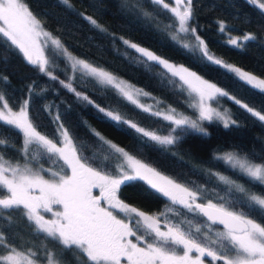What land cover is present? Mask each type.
Wrapping results in <instances>:
<instances>
[{
	"label": "trees",
	"instance_id": "obj_1",
	"mask_svg": "<svg viewBox=\"0 0 264 264\" xmlns=\"http://www.w3.org/2000/svg\"><path fill=\"white\" fill-rule=\"evenodd\" d=\"M25 2L44 28L58 38L69 52L128 79L176 110L190 116L197 115L191 102L192 95L179 77L147 60L124 41H133L195 71L204 79L227 87L230 95L240 100L241 104L227 98L229 115L237 122L235 125L225 128L213 118L212 121H200L207 135L192 129L182 131L172 121L129 100L112 85L100 83L91 75L81 72H74L70 77L68 65L61 57L58 58L59 66L52 67L51 71H40L39 65L28 62L11 41L0 35V77H7L6 80L0 79V95L8 101L9 107L17 110L28 101V119L37 131L54 142L63 144L60 133L62 128L68 129L80 154L87 157L89 162L95 161L93 166L100 163L101 157L108 155L106 146L101 145L94 136L92 129H95L174 181L201 193L197 201L218 203V197H224L236 205L237 211L248 212V207L240 202L241 194L230 196L225 191L227 186L216 174L230 177L251 189L253 194H260L264 186L217 157L224 152L234 151L261 162L264 157V121L253 116L242 104H248L256 111H264V94L238 81L219 66L210 64L201 57L199 49L186 48L174 40L170 33L177 31L176 18L155 0H68V4L63 0ZM165 2L173 4V0ZM87 16H91L101 27L91 24ZM188 24L196 29L191 34L199 35L214 57L264 78V10L250 0H192V17ZM221 24L223 32L220 30ZM248 32L255 39L241 42L243 47H236L225 40L228 35L240 36ZM49 72L51 75H48ZM61 81L71 83L76 92L82 95L78 97ZM83 96H87L88 100H84ZM96 105L117 112L123 119L136 123L146 131L161 136L171 134L178 139L172 145L160 144L127 125L117 126L100 113ZM120 128L124 131L121 132ZM0 136L8 142L0 145V154L9 160H21L18 149L23 143V132L0 121ZM39 151V164L64 173L61 170L66 169V165L62 160L44 153L43 149ZM108 163L111 171L122 160H116L113 156ZM33 165L39 166L35 161ZM3 192L0 189V193ZM120 198L148 214L162 212L163 216L186 231L191 230L193 234H196L197 227L201 231L210 229L211 233L215 231L213 228L220 229L199 212H191L184 206L172 203L143 181L122 185ZM0 230L19 244V250L30 248L41 260L45 255L42 244H46L48 250H57L50 242L51 238L45 239V234L34 232L20 214H13L10 223L0 218ZM143 231L141 228L140 232ZM61 259L64 264H82L79 250L76 249L65 250Z\"/></svg>",
	"mask_w": 264,
	"mask_h": 264
},
{
	"label": "snow or ice",
	"instance_id": "obj_2",
	"mask_svg": "<svg viewBox=\"0 0 264 264\" xmlns=\"http://www.w3.org/2000/svg\"><path fill=\"white\" fill-rule=\"evenodd\" d=\"M63 2L68 4V0ZM250 2L264 10V0H250ZM155 3L174 15L179 32H196V29L188 24L192 17V0H173L174 6L166 3L165 0H155ZM86 19L96 27H101L91 16H87ZM220 30L224 31L223 24ZM0 35L6 37L12 45L23 52L28 62L39 65L42 72L46 71L49 63L40 42V38L43 37V44L51 43L55 49L61 50L63 55L73 61V70L80 67L124 93L123 88H120L118 83H114L116 78L111 73L86 60L73 57L58 38L45 30L25 0H0ZM195 39L199 42L196 47L199 48L203 59L264 94V78H258L214 57L199 35H196ZM242 39L249 41L255 39V36L246 34ZM124 42L147 60L155 62L173 76L179 77L195 92L198 101L194 106L199 109V116L196 119L183 116L177 118L174 115L165 117L182 131L192 129L207 135V131L199 121H212L214 117L222 120L225 128L237 123L208 103L209 101L219 103L221 99L229 98L236 104H241L240 100L230 95L227 87L204 79L183 65L177 67L167 59L137 44ZM228 43L243 47L239 38L229 39ZM48 75L51 73L49 72ZM0 79L6 80L7 77ZM61 83L75 92L78 97L82 95L76 92L71 83L65 84L64 81ZM124 95L129 100L132 99L129 93ZM83 99L88 100V97L83 96ZM27 103L28 101H25L19 111L14 112L4 96L0 95V121L23 132V143L18 149L21 160H6L4 155L0 154V189L4 190L0 193V218L10 223L13 214L22 215L34 232L45 234V239L51 238L50 242L57 250L53 252L48 250L46 244H42L45 255L41 260V257L30 248L19 250V244H15L5 231L0 230V264H64L61 259L63 252L73 249L79 250L82 264H206V258H210L208 264L212 262L264 264V191L253 194L251 189L238 184L228 176L217 173L218 179L227 186L225 191L230 196L241 194L240 202L248 207V212L237 211L236 205L225 200L224 197H218L220 201L218 203H212L211 200L197 203L201 193L161 175L155 168L142 162L95 129H92V132L98 138V142L106 146L108 155L101 157L100 163L93 166L95 161L89 162L87 157L80 154L77 145L72 142L68 129L61 126L63 144L54 142L53 139L37 131L28 119ZM96 107L117 126L127 125L160 144L172 145L178 139L171 134L161 136L146 131L136 123L123 119L115 111L106 110L99 105ZM242 107L260 121H264V111H256L248 104H242ZM119 130L124 131L123 128ZM172 131L175 132V129ZM6 143L8 142L0 136V145ZM39 149L62 160L66 165V169L61 170L64 174L54 172L51 168L45 170L43 164H39L38 157L41 155ZM113 156L123 163L109 171L108 161ZM217 159L225 161L231 168L239 170L264 186V157L261 158V162H254L247 154L241 155L232 151L224 152ZM34 161L39 165L38 169L34 167ZM44 172L50 173L51 178H45ZM135 181L145 182L147 186L168 197L174 204H181L191 212H199L212 224L223 225V230H217L210 236L208 231H201L199 227L195 229L196 234L191 230L186 231L181 225H170L162 229L159 216L141 211L120 198L121 186ZM94 189L99 190L95 195ZM54 205L59 206L58 210L53 211ZM42 212L51 213L53 218L46 219ZM141 228L144 229L143 232H140ZM193 252L197 254L195 257L192 255Z\"/></svg>",
	"mask_w": 264,
	"mask_h": 264
},
{
	"label": "rangeland",
	"instance_id": "obj_3",
	"mask_svg": "<svg viewBox=\"0 0 264 264\" xmlns=\"http://www.w3.org/2000/svg\"><path fill=\"white\" fill-rule=\"evenodd\" d=\"M174 6V4H173ZM46 30V29H45ZM48 31V30H46ZM49 32V31H48ZM50 33V32H49ZM171 34V37L176 40L177 42H179L181 45L185 46L187 45L186 48H189V49H199L196 47V45H198V41H196L195 39V36H193L191 34V32H188V33H182V32H179L178 31V28H177V31L174 30L173 32L170 33ZM246 34H252V33H245L244 35ZM244 35H240V36H234V35H228L225 40L228 42L229 39H237L239 38V42H243L244 40L242 39ZM253 35V34H252ZM53 37H55L54 35H52ZM56 38V37H55ZM43 37L40 38V42L42 43V47H43V50H44V55L45 57L49 60V63L48 65L46 66V71H51L52 67L55 68L58 65V58L61 57L63 60H65V62L67 63V70L69 71V75L70 77L73 76V73L74 72H81V73H84V74H88V75H91L89 72L83 70L82 68L80 67H77L75 70H73L72 68V63L73 61L71 59H69L68 57H66L65 55L62 54L61 50L59 49H55L54 46L51 44V43H48V44H43ZM126 41H129L130 43H134V44H137L133 41H130V40H126ZM138 46L140 47H143L145 48L144 46H141L139 44H137ZM147 49V48H146ZM149 50V49H148ZM151 51V50H150ZM69 52V51H68ZM153 52V51H152ZM71 53V52H69ZM154 53V52H153ZM23 54V52H22ZM24 55V54H23ZM71 55L73 57H76L78 59H82V60H85L77 55H74L73 53H71ZM157 55V54H156ZM159 56V55H158ZM25 57V56H24ZM26 58V57H25ZM163 58V57H162ZM27 59V58H26ZM168 60V59H167ZM87 61V60H86ZM170 63L176 65L177 67L181 66L180 64H177L173 61H170L168 60ZM89 62V61H87ZM90 63V62H89ZM92 64V63H90ZM94 65V64H92ZM98 68H101V69H104L100 66H97V65H94ZM66 70V68H65ZM106 70L107 72L111 73L113 77H115V81L114 83H118L120 85V88H123L124 90V93H129L132 97V101L135 102L136 104H138L139 106H141L143 109L149 111V112H152L154 114H157L162 116V117H166L168 115H174L176 116L177 118L183 116V117H189L191 119H196L198 116H199V109L197 107H195L194 105L197 103L198 101V97L196 96L195 92L192 91L191 87L188 85V84H185L184 81H182V83L184 84V86L186 87V89L190 92V94L192 95V105L195 107L196 109V113L197 115L196 116H190V115H187L183 112H181L180 110H176L174 108H172L171 106H168L167 104H165L164 102H162L158 97H156L155 95H153L152 93L148 92L147 90L143 89L142 87L140 86H137L135 85L134 83L130 82L128 79H125L123 77H120L112 72H110L109 70L107 69H104ZM92 76V75H91ZM94 77V76H92ZM97 81H99L100 83H103V84H107L103 81H101L98 77H94ZM110 85V84H108ZM113 86V85H112ZM117 89V88H116ZM118 91L124 95V93H122L119 89ZM125 97H127L126 95H124ZM210 104L211 107L217 109L218 111H221L223 113H225L227 116L230 117L229 115V106H228V102H227V98H223L219 101V103H215L213 101H209L208 102ZM173 109L175 110L173 112ZM14 112H18L19 109L17 110H13ZM216 118L217 120H219L222 124H223V121L220 120L219 118L217 117H214ZM166 119V118H165ZM168 120V119H167ZM171 121V120H170ZM200 123V121H199ZM224 125V124H223ZM63 138V136H62ZM4 159H6L4 157ZM6 160H9V159H6ZM144 162V161H142ZM256 162V161H254ZM123 163V161H122ZM145 163V162H144ZM149 165V164H148ZM151 166V165H149ZM35 168L38 169L37 166H34ZM152 167V166H151ZM154 168V167H153ZM44 169H49V167H44ZM52 169V168H51ZM54 172H58L54 169H52ZM157 170V169H156ZM158 171V170H157ZM160 172V171H159ZM161 173V172H160ZM45 175V178H51V174L50 173H47V172H44L43 173ZM61 174H64V173H61ZM161 175L163 176H166L168 177L167 175L161 173ZM169 179H171L170 177H168ZM173 180V179H172ZM176 182V181H175ZM178 183V182H177ZM180 184V183H179ZM98 189H94L93 190V194H97L98 193ZM171 201V200H170ZM172 202V201H171ZM177 205H180V206H183L181 204H177ZM59 206L57 205H54L53 206V211H56L58 210ZM162 212H156V213H151L150 215H156V216H159V219H160V225H162L164 228L163 229H166L168 226L170 225H178L176 223H174L173 221H171V219L163 216V215H160ZM43 215H45V218H53L52 217V214L51 213H43ZM121 218H122V215H121ZM219 226V225H218ZM206 227H208L206 225ZM215 231L217 230H223V227H220V229L218 228H213ZM186 230V229H185ZM204 231H208V233L210 235H213V233L215 232H210L209 230L205 229ZM139 234V233H138ZM193 257H195L197 254L195 252L192 253ZM210 260V258H206V264H208V261ZM212 264H218V262H212Z\"/></svg>",
	"mask_w": 264,
	"mask_h": 264
},
{
	"label": "water",
	"instance_id": "obj_4",
	"mask_svg": "<svg viewBox=\"0 0 264 264\" xmlns=\"http://www.w3.org/2000/svg\"><path fill=\"white\" fill-rule=\"evenodd\" d=\"M197 203H206V202H199V201H197ZM205 218L207 219V217H205ZM217 225H219V224H217ZM219 226L223 227V225H219Z\"/></svg>",
	"mask_w": 264,
	"mask_h": 264
},
{
	"label": "flooded vegetation",
	"instance_id": "obj_5",
	"mask_svg": "<svg viewBox=\"0 0 264 264\" xmlns=\"http://www.w3.org/2000/svg\"><path fill=\"white\" fill-rule=\"evenodd\" d=\"M221 227V226H220ZM161 228L163 229L164 227L161 225Z\"/></svg>",
	"mask_w": 264,
	"mask_h": 264
}]
</instances>
